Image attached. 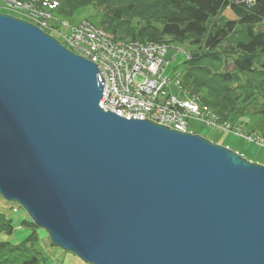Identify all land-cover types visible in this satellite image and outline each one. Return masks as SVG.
I'll return each mask as SVG.
<instances>
[{"label": "water", "instance_id": "obj_1", "mask_svg": "<svg viewBox=\"0 0 264 264\" xmlns=\"http://www.w3.org/2000/svg\"><path fill=\"white\" fill-rule=\"evenodd\" d=\"M103 84L0 12V196L89 264H264V165L103 110Z\"/></svg>", "mask_w": 264, "mask_h": 264}, {"label": "trees", "instance_id": "obj_2", "mask_svg": "<svg viewBox=\"0 0 264 264\" xmlns=\"http://www.w3.org/2000/svg\"><path fill=\"white\" fill-rule=\"evenodd\" d=\"M58 1L66 14L99 7L98 26L119 40L189 42L192 50L181 84L190 96L229 121L235 113L264 115V0ZM228 8L235 19L221 17ZM17 209L0 196V236L11 237L0 239V264H49L48 255L35 244L41 228L27 216L19 218ZM16 233L23 236L18 243L12 239Z\"/></svg>", "mask_w": 264, "mask_h": 264}, {"label": "built area", "instance_id": "obj_3", "mask_svg": "<svg viewBox=\"0 0 264 264\" xmlns=\"http://www.w3.org/2000/svg\"><path fill=\"white\" fill-rule=\"evenodd\" d=\"M59 6L58 0H0V10L27 13L29 22L57 33L65 47L97 65L104 81L99 103L103 110L128 119L147 118L180 132H190V120H197L215 132L238 135L264 147V136L223 119L198 97L190 96L181 81L173 93L166 74L168 44L119 40L87 19L62 34L48 23Z\"/></svg>", "mask_w": 264, "mask_h": 264}, {"label": "rangeland", "instance_id": "obj_4", "mask_svg": "<svg viewBox=\"0 0 264 264\" xmlns=\"http://www.w3.org/2000/svg\"><path fill=\"white\" fill-rule=\"evenodd\" d=\"M1 13L9 14L14 17L21 18L26 21H30L27 13L23 11H7L0 10ZM103 10L97 6H83L77 8L73 13L66 14L60 9H57L52 12L51 19L48 20V23L56 26L57 30H59L62 34L70 32V28L72 25L79 23L80 21L87 19L95 26H98L100 15H102ZM221 17L225 20L235 19L234 12L228 8L223 11ZM68 22V24L65 23ZM100 27V26H98ZM104 28V27H103ZM262 30H264V23L260 26ZM47 33L59 39L57 33H53L49 31V29H45ZM168 44V52L167 59L169 61L166 74L170 76L171 79V90L173 93L178 92V81H182V76L184 74V62L192 50V46L189 42H173L172 44ZM183 86V89L187 92V88ZM260 103V100L257 102ZM256 103V104H257ZM253 106V105H252ZM252 106H248L246 109H252ZM231 121L237 125L242 126L248 132H254L260 136H264V115L259 113H251L246 112L244 114L235 113L231 116ZM188 130L191 133L199 134L205 138L218 140V144L226 146L231 150L238 152L243 157L247 158L250 161L259 162L264 165V147L260 146L256 143L250 142L245 138H242L238 135L229 134V133H219L214 130L206 127L203 123L197 120H190ZM14 205L19 207V210H16V213L19 218H29L24 209L17 203L13 202ZM24 224V223H23ZM25 233H23L24 235ZM41 234V235H40ZM39 236L41 237L38 241H36V247L39 248L42 252L48 255L49 264H89L84 262L81 258L75 255L72 252L63 250L62 248L54 246L46 231L41 229ZM26 235V234H25ZM11 237L3 235L0 236V239H10ZM23 236L20 234H15L12 239L15 243H18V240L22 239ZM43 239V240H42Z\"/></svg>", "mask_w": 264, "mask_h": 264}]
</instances>
